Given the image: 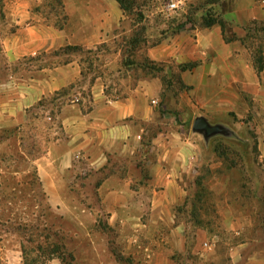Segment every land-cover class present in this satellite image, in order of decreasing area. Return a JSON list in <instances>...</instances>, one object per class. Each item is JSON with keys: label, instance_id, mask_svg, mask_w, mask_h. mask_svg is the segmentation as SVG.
Masks as SVG:
<instances>
[{"label": "rangeland", "instance_id": "1", "mask_svg": "<svg viewBox=\"0 0 264 264\" xmlns=\"http://www.w3.org/2000/svg\"><path fill=\"white\" fill-rule=\"evenodd\" d=\"M16 1L5 0L4 18L0 16V264H118L119 255L115 253L118 248L113 245L116 234L108 229V215L95 192L96 179L92 178L87 184L83 176L69 182L68 191L63 195L67 206L63 210L56 209L48 201L35 164L54 144L59 145L61 152L65 149L68 137L60 113L73 101L84 111L90 109V84L102 75L107 80L105 91L113 99L127 95L140 80L161 78L163 88L156 106L162 114H168V122L181 130L185 138H191V145L197 151L193 169L186 179L190 200L184 211L183 206L175 208L180 220L190 227L187 233L190 248L174 255L175 264H230L229 248L246 236H259V248L264 249V203L254 204L260 211L255 220L257 232L238 236L230 228L242 217L243 198L264 195V168L257 164L260 137L264 132V103L258 104L252 99L247 100V106L240 103L237 112L241 117L235 111L227 115L219 105L212 106L213 113L206 112V108L201 111V106L193 99L192 88L181 82L179 67L174 63L153 62L146 55L149 46L160 42L161 31L156 23L150 25L146 21L147 16L167 22V26L178 32L189 31L204 26L210 4H215L211 15L219 19L222 14L237 10L236 0H188L173 20L166 19L162 12L166 0H129L131 9L125 13L127 20L122 31H131L115 42L102 43L83 52L65 49L71 45L46 47L34 55L12 60L6 54V45L18 28L11 10ZM25 1L32 14L28 23L45 30L46 34L50 26L65 28L68 16L64 0L63 11L54 7L51 0ZM64 15L67 21L60 28ZM227 23L228 37L241 33L242 25ZM248 26L252 38L248 47L250 53L254 51L256 55L264 49V21ZM9 45L15 46L16 42ZM71 61L81 64L80 79L24 108L23 125H4L22 111L23 97L28 96L32 85L47 83L50 75L58 74L56 68ZM166 65L168 70H165ZM210 91L211 95L218 94L220 89ZM201 112L206 113L211 125L231 129L235 135L218 134L206 139L204 134L194 132L195 115ZM151 130L149 135L157 131L155 126ZM148 139L149 136H145V144ZM232 148H236L234 155L225 151ZM232 163H235L233 167ZM89 207L92 215L82 214L81 209ZM81 222L96 224L102 229L91 233L97 250L91 247L92 242H85L77 230ZM210 244H214L213 250L209 249ZM55 245L61 249L57 253ZM122 260L121 264H129L124 257Z\"/></svg>", "mask_w": 264, "mask_h": 264}, {"label": "crops", "instance_id": "2", "mask_svg": "<svg viewBox=\"0 0 264 264\" xmlns=\"http://www.w3.org/2000/svg\"><path fill=\"white\" fill-rule=\"evenodd\" d=\"M64 1L68 16L65 28L50 26L47 34L28 23L32 14L27 2H15L11 10L18 28L6 45L10 59L34 55L46 47L71 45L90 50L102 43L115 42L131 31H122L127 17L116 0ZM235 3L237 10L221 15L226 22L242 25L241 33L231 42L225 41L219 24L178 32L167 26V22L147 16L146 21L150 25L156 23L161 31L160 42L149 46L146 55L153 62L174 63L179 67L181 82L192 88L193 99L199 103L201 111L206 108V112L213 113L212 106L219 105L227 115L235 111L241 117L237 112L240 103L247 106L248 99L264 103V62L263 70L258 72L255 56L252 57L255 53H250L248 47L252 38L247 29L252 23L264 21V0H236ZM12 42L16 45H9ZM188 64L195 66L186 70L180 68ZM168 69L166 65L165 70ZM55 70L59 75H50L47 83L30 87L28 96L23 97L22 111L15 118L10 117L5 126L23 125L24 108L82 77L78 61ZM105 78L99 76L90 84V109L84 111L73 101L60 113L68 137L65 149L59 151L56 143L36 160L38 177L50 205L62 210L67 206L63 195L68 191L69 182L83 176L87 184L92 178L96 179L95 192L108 215V229L116 234L113 245L118 248L115 252L119 255L118 264L123 257L129 264H175L174 255L190 248L187 234L190 227L180 220L175 208L183 206L184 211L190 200L186 179L193 169L197 151L191 145V138H185L181 130L168 122V114H162L156 106L163 88L161 78L140 80L127 95L114 99L105 91ZM212 88L220 91L211 95ZM198 117L209 119L203 112L195 115V119ZM152 126L157 131L149 135ZM228 130L229 136L235 135L233 130ZM145 136H149L147 144ZM260 140L257 164L264 168V132ZM243 199L242 217L230 226L238 236L258 231L255 220L260 211L254 204L264 203V195H248ZM81 210L82 214L92 215L90 207ZM262 224L264 227V217ZM77 230L85 242H92L91 247L97 250L91 233L102 229L96 224L81 222ZM260 243L259 236H246L232 245L230 264H264V249L259 248ZM206 245L209 247L208 243ZM213 246L210 244L209 249L213 250Z\"/></svg>", "mask_w": 264, "mask_h": 264}, {"label": "trees", "instance_id": "3", "mask_svg": "<svg viewBox=\"0 0 264 264\" xmlns=\"http://www.w3.org/2000/svg\"><path fill=\"white\" fill-rule=\"evenodd\" d=\"M116 1L120 4L122 10L125 13H129L130 12L131 6H129V4H132V3H130L129 0H116ZM4 2H5V0H0V16H1V18H4V15H2V12H3V9H4V4H5ZM51 2H52V5L54 7H56L60 11H63L64 6L62 4V0H51ZM214 5L215 4H210L211 9H210V11H208V15H206V18H205L206 21L204 23V26L205 27H211L213 25L219 24L221 26V28H222V31H223V34H224V39H225L226 42H231L233 40H236V36L235 35L232 38H229L227 33H226L227 24L228 23L222 17H220L218 19V17H214L213 15H211L212 10H213L212 8L215 7ZM53 13L56 14L57 12L53 10ZM63 19H64L63 26L61 25L60 28L64 27V25H65V23L67 21V16L64 15ZM56 25H58V24H56ZM248 34H249V30H248ZM65 49L66 50H70V51L73 50V51L83 52V49H81L79 47L67 46ZM263 62H264V60H263V49H260L259 51H257V53L255 55V63H256V68H257L258 72H261L263 70ZM194 66H195L194 64H188V65H185V66H181V69L182 70H186L187 68L191 69ZM217 149H220V147L217 148ZM225 151L226 152H228V151L231 152L232 155L236 154V148H232V149H229V150L225 149ZM216 152L220 153L218 150H216ZM234 164L235 163H232L231 166L233 167ZM196 184L199 185V183H196ZM196 200H199V197ZM60 250H61L60 247L58 245H55V248H54L55 253L59 252Z\"/></svg>", "mask_w": 264, "mask_h": 264}, {"label": "water", "instance_id": "4", "mask_svg": "<svg viewBox=\"0 0 264 264\" xmlns=\"http://www.w3.org/2000/svg\"><path fill=\"white\" fill-rule=\"evenodd\" d=\"M194 132L204 134L206 139L218 134L229 135L230 131L219 125H211L204 117H198L193 123Z\"/></svg>", "mask_w": 264, "mask_h": 264}, {"label": "built area", "instance_id": "5", "mask_svg": "<svg viewBox=\"0 0 264 264\" xmlns=\"http://www.w3.org/2000/svg\"><path fill=\"white\" fill-rule=\"evenodd\" d=\"M188 0H166L163 5V14L166 19L173 20L180 15V12L186 7Z\"/></svg>", "mask_w": 264, "mask_h": 264}]
</instances>
